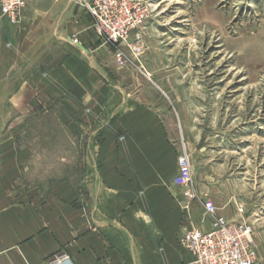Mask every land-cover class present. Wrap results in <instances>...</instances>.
Listing matches in <instances>:
<instances>
[{"label": "crops", "instance_id": "0c3cea01", "mask_svg": "<svg viewBox=\"0 0 264 264\" xmlns=\"http://www.w3.org/2000/svg\"><path fill=\"white\" fill-rule=\"evenodd\" d=\"M83 1L27 0L18 23L0 15V99L21 113L59 104L69 128L86 132L68 180L35 176L29 146L1 142L0 264H194L179 239L191 227L209 230L212 217L201 201L186 207L173 182L183 148L206 150L189 141L183 91L167 87L152 43L142 58L123 44L120 62ZM197 183L216 204L215 180Z\"/></svg>", "mask_w": 264, "mask_h": 264}, {"label": "rangeland", "instance_id": "374dc122", "mask_svg": "<svg viewBox=\"0 0 264 264\" xmlns=\"http://www.w3.org/2000/svg\"><path fill=\"white\" fill-rule=\"evenodd\" d=\"M152 3L151 29L139 43L143 52L139 56L131 53L142 58L149 43L155 46L154 56L163 64L158 69L167 75V87L183 91L179 103L189 115L192 133L188 140L201 141L206 147L204 154L186 147L179 152L190 154L195 186L198 189L199 179L206 184L215 180L217 208L232 212L235 218L229 220L250 223L253 239L262 250L264 0ZM133 43L138 44L130 41ZM139 67L146 70L142 62ZM161 84L155 86L163 92ZM45 106L39 103V108L29 107L27 113H21L10 99H0V144H27L38 156L30 165L35 176L47 172L54 179L68 180L80 169L76 159L84 152L86 132L69 128L59 104ZM206 170L209 178H200ZM262 255L260 264H264Z\"/></svg>", "mask_w": 264, "mask_h": 264}, {"label": "built area", "instance_id": "2783aa9c", "mask_svg": "<svg viewBox=\"0 0 264 264\" xmlns=\"http://www.w3.org/2000/svg\"><path fill=\"white\" fill-rule=\"evenodd\" d=\"M26 1L0 0V15L20 22ZM83 5L93 17L96 33L118 49L116 56L120 62L126 59L123 44L135 55L142 54L139 43L152 15V0H85ZM132 36L139 45L130 44ZM173 182L182 188L186 207L193 201H201L205 213L212 217L209 230L191 227L179 239L181 246L194 255V264H258L252 225L243 219H226L218 214L213 200L200 196L194 184L192 160L186 151L178 155V172ZM239 212H244L243 207Z\"/></svg>", "mask_w": 264, "mask_h": 264}]
</instances>
